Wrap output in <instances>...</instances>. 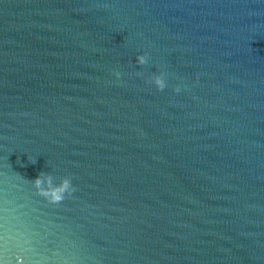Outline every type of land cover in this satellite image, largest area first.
<instances>
[{
    "label": "water",
    "instance_id": "95a60500",
    "mask_svg": "<svg viewBox=\"0 0 264 264\" xmlns=\"http://www.w3.org/2000/svg\"><path fill=\"white\" fill-rule=\"evenodd\" d=\"M40 172L76 191L49 203ZM18 256L264 264V0H0V264Z\"/></svg>",
    "mask_w": 264,
    "mask_h": 264
},
{
    "label": "clouds",
    "instance_id": "9594fccd",
    "mask_svg": "<svg viewBox=\"0 0 264 264\" xmlns=\"http://www.w3.org/2000/svg\"><path fill=\"white\" fill-rule=\"evenodd\" d=\"M136 63L139 65H145L148 63L147 54H139L136 56ZM115 76L119 77L120 73L115 72ZM157 90H163L167 85L165 81V73L161 72L154 74L150 81ZM175 92H179V86L174 87ZM29 181V180H28ZM36 190V193L43 197L46 201L52 204H58L62 202L67 195H71L76 191L72 185L69 177L65 176L60 179L58 184L53 182L51 174L40 172L37 177L29 181ZM18 264H23L22 257H17Z\"/></svg>",
    "mask_w": 264,
    "mask_h": 264
}]
</instances>
